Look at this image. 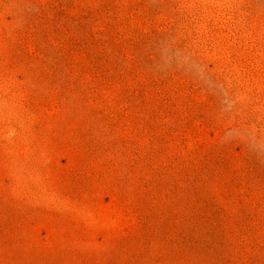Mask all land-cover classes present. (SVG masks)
<instances>
[{"label": "rangeland", "instance_id": "rangeland-1", "mask_svg": "<svg viewBox=\"0 0 264 264\" xmlns=\"http://www.w3.org/2000/svg\"><path fill=\"white\" fill-rule=\"evenodd\" d=\"M0 264H264V0H0Z\"/></svg>", "mask_w": 264, "mask_h": 264}]
</instances>
